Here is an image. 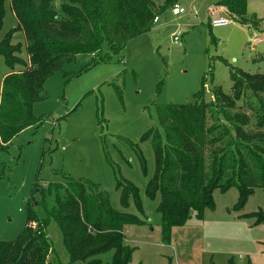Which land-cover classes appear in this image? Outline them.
<instances>
[{"label":"rangeland","instance_id":"1","mask_svg":"<svg viewBox=\"0 0 264 264\" xmlns=\"http://www.w3.org/2000/svg\"><path fill=\"white\" fill-rule=\"evenodd\" d=\"M152 1L156 8L165 3ZM249 1V15L260 21L252 22L253 28L229 14L227 26H211L210 10H222L214 6L218 0H179L185 13L176 15L173 7L160 12L152 30L131 39L123 52L113 54L105 42L100 56L79 54L50 76L43 99L33 105L39 122L0 149V241H14L27 226L34 195L71 177L99 184L116 211L143 220L124 228L135 248L130 264H264V224L255 215L264 213V187H255L243 208H238L237 187L216 189L215 208L174 227L167 242L160 194L153 199L147 190L155 173L154 150L150 140L142 141L152 128H160L159 108L193 104L203 85L206 100L215 102L216 87L231 92L233 71L264 74V0ZM55 3L59 7L61 0ZM5 7L0 40L18 25L10 0ZM180 29L181 45L174 41ZM12 43L23 45L21 57L29 63L24 32H16ZM100 57L104 61L94 64ZM11 70L0 54V98ZM246 95L238 106L251 113L245 103L251 99L256 105L257 97L250 91ZM138 150L146 159V174ZM116 172L139 189L143 212L133 200L127 208L121 205ZM36 212L45 217V206L41 203ZM48 234L59 262L67 264L63 234L54 220ZM111 255L101 258L109 261Z\"/></svg>","mask_w":264,"mask_h":264},{"label":"trees","instance_id":"2","mask_svg":"<svg viewBox=\"0 0 264 264\" xmlns=\"http://www.w3.org/2000/svg\"><path fill=\"white\" fill-rule=\"evenodd\" d=\"M6 1L0 0V31ZM55 1L10 0L18 25L0 40V54L12 69L4 77L0 98V149L39 122L33 105L43 99L50 76L79 54L100 56L105 42L113 54L123 52L131 39L152 30L160 12L179 0H165L160 8L152 0H61L59 7ZM248 1L219 0L216 5L242 25H260L256 15H249ZM18 31L26 36L29 63L21 57L23 45L12 43ZM16 65L24 69L15 71ZM231 79L230 93L214 89L215 102L206 100L203 85L193 104L159 108L160 128L142 138L150 140L154 150L155 173L147 190L153 199L160 194L158 211L167 242L174 227L215 208L216 189L237 187L238 208H243L254 188L264 187V74L237 70ZM246 91L257 97L256 105L251 99L245 103L251 113L238 106ZM137 154L146 174V159L141 150ZM115 176L121 205L127 208L133 200L143 212L139 189L118 172ZM100 187L69 177L41 189L29 201L28 223L17 239L0 241V264H62L48 234L51 220L63 234L67 264H130L135 248L126 242L124 228L143 220L116 211ZM41 203L45 217L36 212ZM255 215L257 223L264 224V213ZM107 253L112 255L104 261L101 256Z\"/></svg>","mask_w":264,"mask_h":264},{"label":"built area","instance_id":"3","mask_svg":"<svg viewBox=\"0 0 264 264\" xmlns=\"http://www.w3.org/2000/svg\"><path fill=\"white\" fill-rule=\"evenodd\" d=\"M172 9H173V12L176 15H180V14L185 13V9L182 8L179 4H175ZM159 20H160L159 17H156L154 19V23H158ZM209 20H210L211 26H213V27H223V26H227L231 22V20L226 15L221 16L219 14V10L214 9V8L210 10ZM182 33H183V30L180 29L174 35V41L175 42H178L180 45H181L180 37H181ZM260 41H262V39H257V40L255 39V42L256 43H258Z\"/></svg>","mask_w":264,"mask_h":264},{"label":"crops","instance_id":"4","mask_svg":"<svg viewBox=\"0 0 264 264\" xmlns=\"http://www.w3.org/2000/svg\"><path fill=\"white\" fill-rule=\"evenodd\" d=\"M219 1V0H218ZM214 6H217L216 5V3H215V5ZM217 7H219V6H217ZM222 8V10H219V14L221 15V16H224V15H226L227 13H226V11H225V9L223 8V7H221ZM250 8V1H249V4H248V9ZM248 13H249V11H248ZM160 21V20H159ZM9 73V72H8ZM7 74V73H6ZM6 76V75H5ZM124 234H125V232H124ZM127 240V239H126ZM127 242V241H126ZM128 243V242H127Z\"/></svg>","mask_w":264,"mask_h":264},{"label":"water","instance_id":"5","mask_svg":"<svg viewBox=\"0 0 264 264\" xmlns=\"http://www.w3.org/2000/svg\"><path fill=\"white\" fill-rule=\"evenodd\" d=\"M39 191V190H38ZM40 192V191H39Z\"/></svg>","mask_w":264,"mask_h":264}]
</instances>
